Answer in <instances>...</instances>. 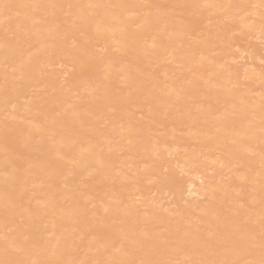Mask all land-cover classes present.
<instances>
[{"label": "bare ground", "instance_id": "1", "mask_svg": "<svg viewBox=\"0 0 264 264\" xmlns=\"http://www.w3.org/2000/svg\"><path fill=\"white\" fill-rule=\"evenodd\" d=\"M0 264H264V0H0Z\"/></svg>", "mask_w": 264, "mask_h": 264}]
</instances>
